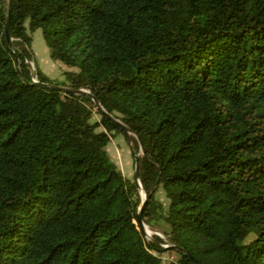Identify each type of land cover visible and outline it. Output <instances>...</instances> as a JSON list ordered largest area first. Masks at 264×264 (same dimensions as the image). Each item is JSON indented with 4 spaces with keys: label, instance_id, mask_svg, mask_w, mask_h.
Masks as SVG:
<instances>
[{
    "label": "trees",
    "instance_id": "1",
    "mask_svg": "<svg viewBox=\"0 0 264 264\" xmlns=\"http://www.w3.org/2000/svg\"><path fill=\"white\" fill-rule=\"evenodd\" d=\"M9 14L11 44L0 2V264H264V0H11ZM39 29L62 81L32 71ZM106 113L141 139L143 221L164 220L166 240L141 235Z\"/></svg>",
    "mask_w": 264,
    "mask_h": 264
},
{
    "label": "rangeland",
    "instance_id": "2",
    "mask_svg": "<svg viewBox=\"0 0 264 264\" xmlns=\"http://www.w3.org/2000/svg\"><path fill=\"white\" fill-rule=\"evenodd\" d=\"M7 0H0V2ZM32 37V51L34 54L35 62H31L32 71L35 72L37 66L46 73L51 79L62 81L64 79V72L67 70L66 66L58 61H54L50 58V51L46 45L41 30H37L30 34ZM37 65H36V64ZM98 118V117H95ZM133 148V143H129L125 135L119 134L114 137L108 146V152L112 160L116 163L119 169L122 171L124 177L129 180H134V156L131 154L130 148ZM142 194V193H141ZM157 199L161 202L164 209L168 206V200L162 189L157 193ZM167 229V225L164 220L158 225V231L151 229L147 225V230L150 234L149 240L153 238L154 233L164 235L163 230ZM166 240V238H165ZM172 260V258H169Z\"/></svg>",
    "mask_w": 264,
    "mask_h": 264
},
{
    "label": "water",
    "instance_id": "3",
    "mask_svg": "<svg viewBox=\"0 0 264 264\" xmlns=\"http://www.w3.org/2000/svg\"><path fill=\"white\" fill-rule=\"evenodd\" d=\"M2 3L4 4V1H2ZM10 9H11V0H8V18H7V23H6V35H7V40L9 42V44L12 43L9 31H10ZM45 88H49L52 90H58V91H62L64 93H73L76 95H91L89 91H86L84 89H80V90H75V89H69L66 87H60V86H54V85H43ZM95 104L97 105V107L102 110L103 112H105L103 110V108L101 107V105L99 104V102H97V100L95 98H93ZM107 114V113H106ZM108 117L114 121L118 127L121 129V131L125 134V136L127 137V140L129 143L132 142V137L135 136L137 138V141L139 143L140 146V152L137 153L134 148H130L131 154L134 156V181L139 189L140 192V196H141V204L138 208V212H137V224L139 225V230L141 232L142 237L145 240H149V232L147 230V225L145 224V222L143 221V213L146 207V204L148 202V200L151 198L153 192L155 191V188L153 189V192L150 194V196H148L147 191L143 188L142 185V179H141V162H140V158L142 155H144V146L141 142V139L139 137H137L136 135H134L132 133V131L123 123H121L118 119L114 118L113 116L107 114ZM142 193V194H141ZM154 235H159L158 233H154ZM164 248H170V249H174L178 252L183 253L184 251L180 248L177 247H171L169 245H164Z\"/></svg>",
    "mask_w": 264,
    "mask_h": 264
},
{
    "label": "built area",
    "instance_id": "4",
    "mask_svg": "<svg viewBox=\"0 0 264 264\" xmlns=\"http://www.w3.org/2000/svg\"><path fill=\"white\" fill-rule=\"evenodd\" d=\"M34 81H36V80H34ZM170 260V259H169Z\"/></svg>",
    "mask_w": 264,
    "mask_h": 264
},
{
    "label": "crops",
    "instance_id": "5",
    "mask_svg": "<svg viewBox=\"0 0 264 264\" xmlns=\"http://www.w3.org/2000/svg\"><path fill=\"white\" fill-rule=\"evenodd\" d=\"M44 72V71H43ZM45 73V72H44ZM46 74V73H45Z\"/></svg>",
    "mask_w": 264,
    "mask_h": 264
}]
</instances>
